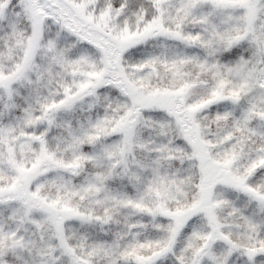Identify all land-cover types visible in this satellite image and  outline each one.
Masks as SVG:
<instances>
[{
    "label": "snow or ice",
    "instance_id": "obj_1",
    "mask_svg": "<svg viewBox=\"0 0 264 264\" xmlns=\"http://www.w3.org/2000/svg\"><path fill=\"white\" fill-rule=\"evenodd\" d=\"M0 264H264V0H0Z\"/></svg>",
    "mask_w": 264,
    "mask_h": 264
}]
</instances>
